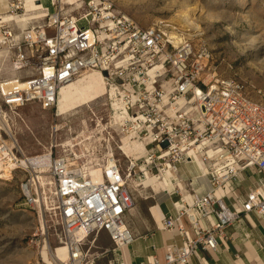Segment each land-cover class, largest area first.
Here are the masks:
<instances>
[{"label":"built area","instance_id":"built-area-1","mask_svg":"<svg viewBox=\"0 0 264 264\" xmlns=\"http://www.w3.org/2000/svg\"><path fill=\"white\" fill-rule=\"evenodd\" d=\"M31 1L39 8V19L21 18L23 0H4L0 14L8 15L0 16V50L10 60V77L0 81V158L9 165V178L21 174L24 204L52 211L60 226L67 259L53 264H98L107 252H91L100 233L113 250L134 240L125 217L134 207L128 181L134 179L135 163L129 161L123 173L112 154L94 165L51 152L28 157L15 141L2 136L12 123L10 116L19 117L17 111L27 105L57 111L60 89L89 71L99 72L108 91L123 103L113 109L108 96L112 121L120 132L130 127L129 136L145 142L141 160L149 173L161 175L172 167L177 174L178 165L197 163L196 156L204 163L201 174L209 190L200 194L191 189V205L175 190L182 206L177 205L175 217L162 220L163 229L175 227L183 238L182 246L165 249L163 264H188L199 251H216L242 214L264 220V100L248 95L233 78L215 79L205 43L176 41L164 27H142L121 13L115 0ZM154 65L161 71L151 78L147 72ZM115 111L124 116L118 123ZM52 127L56 134L60 126ZM252 168L261 176L257 185L227 207L214 192ZM42 170L47 171L43 182L48 185L38 178ZM92 170L99 175L92 176ZM4 173L0 169V176ZM183 216L193 237L181 227ZM209 217L211 224L198 226ZM148 264L160 263L153 256Z\"/></svg>","mask_w":264,"mask_h":264},{"label":"rangeland","instance_id":"rangeland-1","mask_svg":"<svg viewBox=\"0 0 264 264\" xmlns=\"http://www.w3.org/2000/svg\"><path fill=\"white\" fill-rule=\"evenodd\" d=\"M43 4L49 6L48 2ZM115 4L121 13L142 27H164L194 45L205 43L212 55L208 68L215 79L233 78L243 84L248 95L264 100V0H115ZM180 13H188L197 28L187 31L176 19ZM0 63H3L0 65L1 81V78L10 77V60L5 52H0ZM27 72L34 73L32 68ZM90 74L77 78L80 93L75 98L78 100L59 103L57 111L61 108V114L56 116V110L42 111L34 104L27 105L17 111L19 117L10 116L12 123L3 128L7 135L2 136L15 141L28 157L51 152L52 156L68 155L77 158L79 163L94 165L112 154L123 173L132 161L136 164L135 176L128 181V186L134 208H140L146 220L147 206L154 193L139 184L149 168L144 160H132L130 147H122L128 158L118 150L127 141L130 127L123 133L115 127L109 111L107 94L110 90L97 77L98 87L89 91V82H95L86 78ZM67 92L73 91L70 88ZM88 99V103L78 107ZM54 124L60 126L56 134ZM138 141L143 142L142 139ZM67 142L70 143L68 147L64 146ZM138 148L139 144L133 147ZM201 170L197 163L178 165V174L185 172L193 176ZM152 174L157 173L153 170ZM45 176L48 178L47 174ZM182 178L188 180L187 176ZM21 179L19 173L11 178H0V264H49L47 252L61 245L60 226L52 211L24 204L19 190ZM104 237V233L101 238L99 234L95 236V248L91 252H101L110 244Z\"/></svg>","mask_w":264,"mask_h":264},{"label":"crops","instance_id":"crops-1","mask_svg":"<svg viewBox=\"0 0 264 264\" xmlns=\"http://www.w3.org/2000/svg\"><path fill=\"white\" fill-rule=\"evenodd\" d=\"M4 6V0H0V14L4 13ZM180 173L177 172L176 175L184 183L189 200L191 189L200 194H205L209 190L208 179L201 172L193 176H188L185 172ZM185 176L187 181L182 178ZM260 177L255 169H246L241 172L238 179L227 182L224 188L214 193L227 207H232L238 198L243 197L257 185ZM170 187L166 191L154 193L151 197V204L146 210L148 214L146 220L140 208L133 207L127 213L125 222L134 237L130 245L113 250L111 241L104 234L105 240L110 244L103 248L102 251L107 252L101 256L98 264H108V261L116 264H148L153 256L163 264L165 249L168 246L183 245L182 234L177 228L163 229L161 225L165 216L175 217L176 207L181 204L180 196L175 193L177 188L181 194L180 187ZM212 222L213 218L209 217L201 220L198 226L206 227ZM180 223L186 234L193 237L194 231L185 216L180 219ZM102 234H99L100 238ZM188 264H264V220L253 213L242 214L238 222L227 228L226 238L219 240L216 251H199L189 259Z\"/></svg>","mask_w":264,"mask_h":264},{"label":"bare ground","instance_id":"bare-ground-1","mask_svg":"<svg viewBox=\"0 0 264 264\" xmlns=\"http://www.w3.org/2000/svg\"><path fill=\"white\" fill-rule=\"evenodd\" d=\"M24 1V14L22 15V19L23 20H34V19H39L41 17V13L37 12V9H39L37 7L36 4H34L31 0H23ZM1 18L5 19L7 18L6 15H0ZM176 19L183 24V26H185V28L187 29V31H191L192 29L197 28V26L194 24V22L191 21L190 17L188 16V13H180L179 15L176 16ZM188 35V34H187ZM190 35V34H189ZM175 40L179 41L181 38L175 36ZM1 51V50H0ZM160 66L159 65H154L148 72L147 75L151 78H156L158 77V72H160ZM90 74V76H87L86 78H92L95 80V84L92 82H89L88 88L89 91L93 90L94 88L98 87L97 85H99V82L97 81V77H99L102 80V83H104V80L102 78V76L100 75L99 72L97 71H89L86 72L84 74H82L80 77L82 76H86L87 74ZM94 75V76H93ZM79 78V77H78ZM77 80V79H76ZM76 80L64 87H62L59 91V97H58V104L57 107L59 105V103H63V101H69L71 103H74L78 100V98H75V96H77V93L80 91L79 90V83H76ZM97 81V82H96ZM76 83V84H75ZM22 87V85H20ZM19 86V88H20ZM95 86V87H94ZM71 88V93L67 92V89ZM67 92V93H66ZM66 93V94H65ZM80 93V92H79ZM88 94V93H87ZM85 94L89 99L91 98L90 95ZM82 95V94H81ZM107 96L110 97L111 99V106L113 107V109H118L121 108L123 106V103L120 101V99L118 97H114V92L111 89ZM62 99V100H61ZM89 99L87 101H82L78 107H80L81 105H85L86 103L89 102ZM178 103H182L181 99H178ZM61 108L57 111V115L61 114L62 112ZM123 114L118 113L117 111H115L113 113V118L115 123L120 122L123 119ZM91 138V137H90ZM136 138H134L133 134H131L127 141H124L123 144L118 148V150L122 153V155L126 158H128L127 155L123 154L122 152V147L127 146L130 147L131 149V153L129 154V156H132V159H141L144 155H145V149H144V141L140 142ZM88 140V139H86ZM135 144H139V150L138 149H133V147H135ZM70 145V143H66L64 146L68 147ZM196 160L198 163V166L202 169V171H204V163L199 159L198 156H196ZM6 163H3L2 158H0V169L1 171L5 170V173L3 174L4 176H0V177H6L7 176V171L9 169V165H6ZM142 170V169H141ZM41 175H38V178H42L41 182L43 185H48L49 182L44 183L43 179L44 177H46L45 175L47 174L46 170H42L39 172ZM91 175L92 176H97L99 175V171L98 170H92L91 171ZM144 177L145 179L139 184V186H142L143 188H149L152 193H158L160 191H166L168 189L169 186H175V187H180V192L184 197V201L185 200H189V197L187 196V191L184 188V183L177 177V175L174 173L172 167H169V169H165L164 173H162L161 175H155V174H150L149 172H145L144 173ZM48 181V180H47ZM170 187V188H171ZM49 189V188H47ZM192 199V197H191ZM191 199L189 201H185L188 205H191ZM182 206V204H180L178 207ZM124 247V246H122ZM49 256V258H48ZM67 259V251L66 248L63 245L57 246L54 251L52 252H47V262L49 264L51 263H58L60 261H65Z\"/></svg>","mask_w":264,"mask_h":264}]
</instances>
